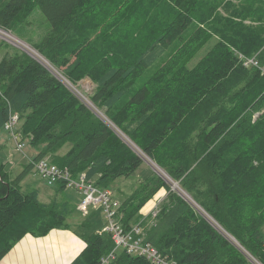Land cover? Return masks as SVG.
<instances>
[{
    "label": "trees",
    "instance_id": "1",
    "mask_svg": "<svg viewBox=\"0 0 264 264\" xmlns=\"http://www.w3.org/2000/svg\"><path fill=\"white\" fill-rule=\"evenodd\" d=\"M249 1L252 8L222 16L217 0H0V29L42 11L50 28L37 52L72 84L89 77V101L111 122L0 38V130L16 112L15 133L38 150L16 176L0 160V259L26 234L67 228L80 199L59 198L63 183L47 202L38 187H24L36 160L51 155L107 188L144 162L125 136L224 233L154 170L120 201L124 228L139 223L146 241L178 264H264V0ZM130 20L152 26L124 41ZM251 58L257 64L245 63ZM162 188L157 213L143 216ZM94 224L88 215L76 224L86 245L69 264H152L123 249L102 263L114 243Z\"/></svg>",
    "mask_w": 264,
    "mask_h": 264
},
{
    "label": "rangeland",
    "instance_id": "2",
    "mask_svg": "<svg viewBox=\"0 0 264 264\" xmlns=\"http://www.w3.org/2000/svg\"><path fill=\"white\" fill-rule=\"evenodd\" d=\"M219 2V5L216 8V12L221 14L222 16H226L228 13H230V10L237 8L238 10H243L245 8H252L254 5L250 3L249 0H217ZM231 5V6H229ZM104 14V12H98V15ZM97 16V14H96ZM235 20H240L239 17L233 16ZM28 23L26 24H20L17 25L16 28L11 31V30H4V32H8L12 37L18 39L19 41H22L24 44L28 45L31 49L36 50L35 48V43L39 42L41 38L48 32L50 28L49 22L46 20L44 14L38 7H33L30 13L27 15ZM128 22V21H127ZM131 22V23H130ZM251 21L245 19L244 23L249 24ZM130 23L127 26V34L125 33L123 35V40L128 41L133 38L137 34V32L143 31V35H146V33L149 32L152 23H141L137 24L134 23L133 21H129ZM92 24H88L87 27H91ZM2 36L0 37L1 39L5 40L9 46H7V49L11 52L15 51V49H22L21 47L15 45L12 41L13 38H9L7 35H4V33L0 32ZM217 36V35H216ZM8 38V39H7ZM15 39V40H16ZM143 40V39H141ZM14 41V40H13ZM16 42V41H14ZM18 43V42H16ZM20 44V43H18ZM27 50V49H26ZM34 50H27L29 53L32 55L36 56L38 59H40L44 64L49 66V62L46 58H44L39 52H36ZM33 51V52H32ZM1 53H0V58H1ZM53 66V65H52ZM51 65V71L54 75H57V78L59 77L62 81H66L63 76L61 75L62 69L61 68H55L54 66L52 67ZM58 71H56V70ZM74 85V92L81 98V100L93 111V113L99 117L96 112L94 111V107L91 105L92 103L89 102V94L93 91L95 85L91 81V79L87 76L81 78L77 84ZM88 98V99H87ZM91 105V106H89ZM101 110V109H100ZM96 110L100 115L101 111L106 115L104 110L102 109L101 111ZM258 115V113L256 114ZM100 118V117H99ZM19 126V124H18ZM113 130H115L120 136H121V131L113 127ZM125 141H127L132 147H134V150L138 152V154L143 158L144 162L136 169L134 170L129 176H124V177H119L116 180L112 181L107 188L112 192L113 196L118 199L119 201H122L125 199L129 194L133 191L134 188L139 184L140 180L144 179L147 175H149L152 171V168L154 172L163 180L165 181L169 186H171L175 181H173L169 175L163 171V169L158 167V165L153 162L145 153H143L139 147L135 146L128 140L127 137H123ZM22 142L23 147L19 149L17 147V143ZM69 147V143H66L57 150L56 153L59 155H62ZM38 152L37 148H33L32 146L29 145L28 139L22 138L21 136L19 138H15L11 133L1 129L0 130V160H4L7 162V168L9 169V172L12 176L18 175L25 167V165L31 161V158ZM47 158L51 159V155L46 156ZM33 184L34 186L38 187L40 189V200L47 202L48 199L52 197L56 190V185H48L43 179L40 178V176L37 174V172L32 169L31 171L28 172L27 177L25 180L22 182V185L25 187L27 184ZM36 183V184H35ZM32 186V185H31ZM177 187V186H176ZM178 193H181L182 195L188 196L186 198H190V196L185 194L179 187L173 188ZM165 194V189L162 188L160 192H157L151 199H149L140 209V213L143 216H146L150 214L154 210H158L159 207H157L158 203L160 202L159 200L162 199L163 195ZM194 202H196L194 200ZM197 203V202H196ZM77 210V207L75 208ZM76 210H74L70 214V218L73 219H82L85 216L79 214ZM205 214V213H204ZM81 215V216H80ZM207 216V214H205ZM89 219L94 222L95 224L93 225V229L96 227V229H102L105 227L107 224V220L105 219L101 207H96L94 208L93 206H90L89 208V214H88ZM209 217V216H207ZM76 221V220H75ZM67 224L72 233H75L73 229L78 232L76 225H70L71 223L69 220L67 221ZM74 226V227H73ZM215 226L216 223H215ZM219 227V225L217 226ZM65 229V228H64ZM220 230H222L219 227ZM264 231V225L262 227ZM223 232V230H222ZM79 233V232H78ZM224 233V232H223ZM226 234V233H225ZM227 235V234H226ZM228 236V235H227ZM122 248H118L116 251L120 252ZM255 264H259L254 260Z\"/></svg>",
    "mask_w": 264,
    "mask_h": 264
},
{
    "label": "built area",
    "instance_id": "3",
    "mask_svg": "<svg viewBox=\"0 0 264 264\" xmlns=\"http://www.w3.org/2000/svg\"><path fill=\"white\" fill-rule=\"evenodd\" d=\"M2 31L3 30L0 29V32ZM1 36L2 34H0V37ZM249 62L257 64V62L253 58L245 60V63ZM48 64L49 66L51 65L50 63ZM63 78L66 81H62L60 78L59 79L74 94H76L73 90L75 89L74 85L70 83V81H68L64 76ZM91 105L95 108L94 111L96 112V114L106 123L111 125V122L107 119V117L102 112L100 115L96 111L98 109L93 104ZM18 122L19 116L16 112H14L10 114L9 118L4 123V129L11 133L15 138L20 137L19 134L15 133ZM17 147L21 149L23 147V143H17ZM34 170L48 185L57 186L59 183H63L65 185V188L75 190L80 198L76 205L79 214L87 216L89 214L90 206H93L94 208L101 207L103 215L107 220V224L101 230L99 229L98 232L109 233L114 243V247L111 252L101 259L102 263H107L115 256L116 250L118 248H122L128 254L145 257L152 264H178L175 260L168 258L166 255H163L153 244L146 241L143 228L139 223L134 224L128 229L124 228L119 220L120 201L113 196L112 192L108 188H101L96 186L91 179H88L86 177L85 171L80 172L79 174H77V176H73L68 168L59 167L46 157L40 158L34 162ZM186 199L189 200L202 213H204L191 198ZM156 213V210L152 211V215H155ZM208 219L215 225L216 222L214 221V219H212L211 217H208Z\"/></svg>",
    "mask_w": 264,
    "mask_h": 264
},
{
    "label": "crops",
    "instance_id": "4",
    "mask_svg": "<svg viewBox=\"0 0 264 264\" xmlns=\"http://www.w3.org/2000/svg\"><path fill=\"white\" fill-rule=\"evenodd\" d=\"M160 191L161 189L158 192ZM64 193L68 195L77 194L73 189L64 188L58 197H62ZM165 195L166 193L159 200L160 202ZM82 219L67 218L71 226L78 224ZM69 230L68 228H54L42 236L26 234L0 259V264H69L86 245L84 239L78 233H72Z\"/></svg>",
    "mask_w": 264,
    "mask_h": 264
},
{
    "label": "bare ground",
    "instance_id": "5",
    "mask_svg": "<svg viewBox=\"0 0 264 264\" xmlns=\"http://www.w3.org/2000/svg\"><path fill=\"white\" fill-rule=\"evenodd\" d=\"M2 33H4V35H7L10 39L11 38H13V40L14 41H16V42H18L19 40L18 39H16V38H14V37H12L10 34H8V32H4V31H2ZM8 39V38H7ZM16 39V40H15ZM13 40H10V41H12L14 44H17L18 46H22V47H24L25 49H27V50H34V49H31L28 45H26V44H24L22 41H19L18 43H20V44H18V43H16V42H14ZM18 40V41H17ZM34 51H36V50H34ZM33 52V51H32ZM37 52V51H36ZM37 56V55H36ZM178 187V186H177ZM181 191H183V190H181ZM184 192V191H183ZM185 193V192H184ZM186 194V193H185ZM187 195V194H186ZM184 197H188V196H185V195H183Z\"/></svg>",
    "mask_w": 264,
    "mask_h": 264
},
{
    "label": "water",
    "instance_id": "6",
    "mask_svg": "<svg viewBox=\"0 0 264 264\" xmlns=\"http://www.w3.org/2000/svg\"><path fill=\"white\" fill-rule=\"evenodd\" d=\"M4 31V30H3ZM6 32V31H5ZM16 45V44H15ZM18 46V45H17ZM22 49H24L22 46H19ZM25 52H27L30 56H32L33 58L37 59L39 62H41L44 66H46L40 59H38L36 56L32 55L31 53H29L26 49H24ZM47 67V66H46ZM49 70H51L49 67H47ZM159 167V166H158ZM161 169V168H160ZM176 186H178V184L176 182L173 183L172 188H177ZM179 187V186H178Z\"/></svg>",
    "mask_w": 264,
    "mask_h": 264
}]
</instances>
